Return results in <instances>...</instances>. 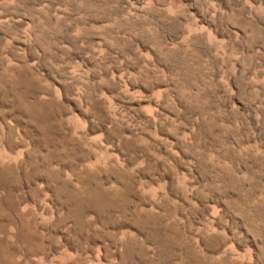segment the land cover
Listing matches in <instances>:
<instances>
[{
	"label": "rangeland",
	"instance_id": "374dc122",
	"mask_svg": "<svg viewBox=\"0 0 264 264\" xmlns=\"http://www.w3.org/2000/svg\"><path fill=\"white\" fill-rule=\"evenodd\" d=\"M0 264H264V0H0Z\"/></svg>",
	"mask_w": 264,
	"mask_h": 264
}]
</instances>
